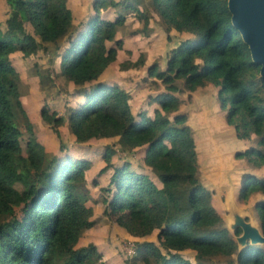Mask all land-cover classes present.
I'll return each mask as SVG.
<instances>
[{"label":"trees","instance_id":"16d2710c","mask_svg":"<svg viewBox=\"0 0 264 264\" xmlns=\"http://www.w3.org/2000/svg\"><path fill=\"white\" fill-rule=\"evenodd\" d=\"M6 1L10 13L4 29L0 21V215L8 213L11 218L0 221V264H59L63 255L69 256L67 264H88L75 244L81 231L94 224L93 209L81 200L71 182L85 177L89 162L54 155L44 168V147L31 135L32 124L19 99L9 57L15 50L29 56L49 45L61 49L59 40L72 21V11L66 0ZM119 5L134 12L145 26L149 6L165 31L175 29L197 37L173 47L163 69L155 64L148 68L152 84L144 86L151 91L136 114L131 111L129 90L97 83L81 93L82 100L71 106L67 118L46 106L40 109L41 118L57 136L58 124L67 121L78 142L116 135L122 152L142 148L138 162L154 170L162 185L158 187L145 173L112 166L108 186L112 195L104 212L115 215L114 221L135 236L159 229L157 239L164 252L142 242L146 264L152 263L151 255L156 264H210L212 257L233 253L236 264H264V246L247 243L237 250L235 236L241 228L235 227L232 233L225 225L212 203V191L201 182L193 130L187 113L180 109L184 92L191 95L196 89L213 87L218 107L235 136L256 139L236 156L246 159L251 169L264 167V76L259 75L260 64L251 59L247 44L231 22L227 0H96L85 29L71 37L61 52L59 74L81 86L96 80L115 60L123 46L116 38V28L126 17L119 14L105 19L101 11ZM17 11L26 14L38 40L16 25ZM138 64L128 60L120 66L127 69ZM152 104L157 107L150 114ZM16 108L31 132L25 153ZM103 158L106 164L99 174L111 168L107 150ZM17 183L28 187L20 190ZM44 183L46 189L41 191L37 184ZM255 193L262 194L254 208L264 234V175H244L237 199L245 203ZM19 205H23V214L18 218L15 207ZM186 249L195 252L194 262L180 254Z\"/></svg>","mask_w":264,"mask_h":264},{"label":"rangeland","instance_id":"374dc122","mask_svg":"<svg viewBox=\"0 0 264 264\" xmlns=\"http://www.w3.org/2000/svg\"><path fill=\"white\" fill-rule=\"evenodd\" d=\"M96 0H66L67 6L71 9L74 19L67 27V32L59 40L61 49L55 50L53 45H49L47 50L39 49L36 53L24 56L21 51L15 50L10 53V61L15 68V82L19 91V99L22 107L32 124V134L27 128V122L22 111L16 108L15 121L18 125L20 135V145L25 153V143L28 137L33 135L36 141L44 147V168L47 167L51 158L56 155L60 159L65 156L72 157L73 160L85 158L88 160V168L84 171V178L71 182L77 190L81 200L93 209L94 224L84 228L75 244V248L86 255L88 264H146L142 259V242H146L152 247H158L162 252L164 249L157 239L158 228L152 229L144 236H135L128 233L119 226L114 217L105 213L109 209V200L112 191H109V174L112 166L123 165L132 170H142L138 162L142 155V148L135 150L131 155L122 152L117 144L118 136L94 137L85 142H78L74 134L69 130L68 123L58 124L57 128L60 136L51 129L48 122L40 116L42 106L55 110L67 118L74 106L79 91L88 90L97 83L109 85L118 84L131 94V111L136 114L141 105L146 100L149 91L144 84L151 85L153 77L147 75V70L152 65H157L159 69L165 67L166 57L170 50L177 46L182 40L191 38L188 34L176 32L171 29L165 31L163 22L156 12L148 6L149 19L147 26L137 18L134 12L126 11L123 7H107L101 11V16L105 19H114L119 14H124V23L116 28V38L123 41V46L117 50L116 58L98 76L96 80L85 83V85L74 84L66 75L59 74L60 54L68 45L71 37L85 29L87 20L93 15L92 5ZM143 8V6L141 5ZM10 13V7L6 0H0V21L2 29L5 28V20ZM15 23L32 34L37 40L38 36L22 11L15 13ZM136 61L139 64L127 69L121 68L123 61ZM176 83L181 86V80ZM144 86V87H143ZM218 100L213 87L182 94V105L180 109L187 113L188 121L195 129V140L199 152V161L202 162L201 182L212 191V203L219 208L220 215L226 217L231 222L230 211L226 202L232 203L233 213L238 214L237 208L240 206L247 211L245 221L257 223V214L254 208L255 200L262 197L257 194L248 202H240L237 199V189L243 175L257 173L264 175L263 170H255L249 167L246 159L236 156L239 151L255 144V138L250 140L239 139L235 136L232 126L224 122L222 111L219 109ZM222 112V113H221ZM138 119V115L135 116ZM60 146L62 148H60ZM107 150L110 155L109 168L99 174V169L106 164L103 154ZM124 153V154H123ZM158 186L161 180L154 170H147ZM31 183H35L31 180ZM17 187L22 190L28 184L17 183ZM37 187L44 191L43 185ZM114 190V189H112ZM237 207V208H236ZM23 205L15 207L16 217L23 214ZM107 212V211H106ZM11 215L4 213L0 215V221H6ZM257 220V221H256ZM256 221V222H254ZM259 224V223H258ZM231 225V224H230ZM230 229V228H229ZM233 233V230L230 229ZM236 241V240H235ZM237 244V242H236ZM264 246V244H262ZM241 248L237 245V250ZM186 259L194 262L195 252L186 249L180 252ZM150 264L153 256H150ZM210 264H236V253L228 257H212ZM69 256L63 255L59 259V264H67ZM149 264V263H147Z\"/></svg>","mask_w":264,"mask_h":264},{"label":"water","instance_id":"95a60500","mask_svg":"<svg viewBox=\"0 0 264 264\" xmlns=\"http://www.w3.org/2000/svg\"><path fill=\"white\" fill-rule=\"evenodd\" d=\"M231 14V22L240 32L242 40L247 44L251 59L260 64L259 75L264 76V0H227ZM232 203L228 202L231 222L228 228L240 227V234L235 236L239 248L247 243L252 245L264 244V234L253 221H245L246 214L237 208L238 214L233 213ZM231 224V225H230Z\"/></svg>","mask_w":264,"mask_h":264},{"label":"crops","instance_id":"0c3cea01","mask_svg":"<svg viewBox=\"0 0 264 264\" xmlns=\"http://www.w3.org/2000/svg\"><path fill=\"white\" fill-rule=\"evenodd\" d=\"M74 19V15H73V12H72V20ZM176 31V30H175ZM177 32V31H176ZM180 33H182V34H188L189 35V37H191V38H188L189 40H194L197 36L195 35V34H192V33H189V32H185V31H183V32H180ZM207 88V87H206ZM206 88H200V89H196V90H194L193 92H195V91H201V90H203V89H206ZM192 92V93H193ZM81 93H83V91H79V94H78V96H77V98H76V100L74 101V104H76L77 102H80L81 100H82V98H83V96L81 95ZM191 93V94H192ZM218 105V104H217ZM144 106V102H143V104L141 105V107H143ZM130 107H131V98H130ZM157 107V104H152L151 106H149V113L150 114H152L153 113V111H154V109ZM220 109V108H219ZM184 112V111H183ZM133 113V112H132ZM222 113V112H221ZM222 115H223V113H222ZM189 118V117H188ZM224 118V117H223ZM224 122H225V120H224ZM188 123H189V121H188ZM226 123V122H225ZM190 124V123H189ZM227 124V123H226ZM191 125V124H190ZM228 125V124H227ZM191 127H192V125H191ZM231 129H232V127H231ZM192 130H193V128H192ZM193 137H194V140H195V137H196V135H195V129H194V131H193ZM195 144H196V140H195ZM138 149V148H137ZM137 149H135V150H137ZM139 149H141V148H139ZM135 150L133 151V152H130V153H126V155L128 156V155H131V154H133L134 152H135ZM196 150H197V146H196ZM124 154V153H123ZM143 154H144V151L142 150V155L141 156H139V157H142L143 156ZM197 155H198V161H199V152H198V150H197ZM137 162H138V160H136ZM202 164V162H200L199 161V169H200V175H201V168H200V165ZM138 165H139V167L142 169V170H140V171H138V170H132V171H136V172H141V173H145V174H147V170H149V168H147V167H145V166H142L139 162H138ZM118 166H123L122 164L121 165H118ZM264 169V167L262 168V169H260V171L261 170H263ZM256 170V169H255ZM107 171V170H106ZM112 173V172H111ZM111 173L109 174V176L111 175ZM257 174V173H256ZM148 175V174H147ZM259 175H261V174H259ZM150 177V176H149ZM243 177H244V175H243ZM242 177V178H243ZM151 178V177H150ZM242 178H241V180H242ZM200 179H201V177H200ZM154 181V180H153ZM155 184H156V182H154ZM240 184V183H239ZM157 185V184H156ZM162 185V184H161ZM160 185V186H161ZM158 186V185H157ZM160 186H158V187H160ZM239 187V186H238ZM237 191H238V189H237ZM237 193V192H236ZM257 194H261V193H255V194H253V195H251L250 196V198L248 199V201L252 198V197H256V195ZM262 195V194H261ZM262 198V197H261ZM261 198H259V199H261ZM259 199H257V200H259ZM257 200H255V202L257 201ZM213 202V201H212ZM254 202V203H255ZM244 203V202H243ZM226 204H227V206H228V202H226ZM214 205V204H213ZM215 206V205H214ZM216 207V206H215ZM216 209L219 211V208L218 207H216ZM224 209H225V212H229V210H226L227 208H225L224 207ZM238 209H239V211L240 212H242V214L244 215V214H246L247 213V211L244 209V208H241L240 206L238 207ZM247 215V214H246ZM222 216V215H221ZM223 217V220H224V223H225V225L227 226L228 224H229V221H228V219L226 218V217H224V216H222ZM257 220H258V218H257ZM256 220V221H257ZM256 221H254V222H256ZM259 222L257 221V223H255V225H257L258 227H259V224H258Z\"/></svg>","mask_w":264,"mask_h":264}]
</instances>
